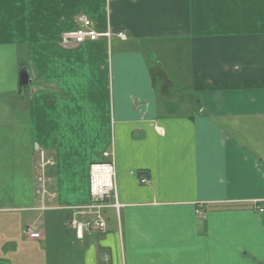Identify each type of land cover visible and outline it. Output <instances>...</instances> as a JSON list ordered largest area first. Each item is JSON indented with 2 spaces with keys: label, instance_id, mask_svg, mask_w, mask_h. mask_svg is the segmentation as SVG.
<instances>
[{
  "label": "crops",
  "instance_id": "0c3cea01",
  "mask_svg": "<svg viewBox=\"0 0 264 264\" xmlns=\"http://www.w3.org/2000/svg\"><path fill=\"white\" fill-rule=\"evenodd\" d=\"M79 17L125 40L61 44ZM37 149L52 209L0 207L42 219L36 264H264V0H0L1 194L29 192ZM105 152L120 208L78 240Z\"/></svg>",
  "mask_w": 264,
  "mask_h": 264
},
{
  "label": "rangeland",
  "instance_id": "374dc122",
  "mask_svg": "<svg viewBox=\"0 0 264 264\" xmlns=\"http://www.w3.org/2000/svg\"><path fill=\"white\" fill-rule=\"evenodd\" d=\"M60 42L61 44H64V45L77 46V45L70 44L68 41H64L62 35L60 37ZM152 56L157 57L156 55H152ZM37 150L39 151V159H38L37 164L43 162L45 166L46 165L48 166L47 169L53 168L54 166L53 158L46 155L43 150H40V149H37ZM40 158L48 159L50 161H46V160L40 161ZM46 163H49V164H46ZM90 166L88 169L89 191H90V168H91ZM47 169L44 170L43 173H41L40 169L38 167L37 168L35 167L34 169L35 174L33 176V179L31 178L29 180L28 185H26V188L29 191L28 193L20 194L16 190L15 191L12 190L10 192L4 191V193L2 194L0 192V207L5 208V209H11V208H15V206H18L20 203L26 204L28 201H30V199L37 198V200H39L40 195L36 194V192L37 190L40 189V185L36 182V177L40 175H44L45 173V178L46 180H49V182H47L46 186L44 185V187L47 190L48 194H46L43 200L40 199L43 203L42 204L39 203V206L36 210L39 212V215H40V213H44L45 210L47 211L49 209H52L49 207L55 201L54 200L55 193L49 190L50 186H52L53 179L50 177L49 178L47 177L46 175ZM14 177L17 180L22 181V178L20 179L16 176ZM23 181H25L24 178H23ZM33 190H34V194L32 193ZM29 193H32V194L29 195ZM115 201L117 202L116 199ZM115 201L112 204H110L109 199H108L107 204L109 205L110 208H113L114 210L117 211L120 208V206L118 209L112 207ZM90 203H91V200L85 206L83 205V206L72 209L73 215H72L71 220L69 221V226L75 232V236L78 240H82L83 235L85 233L90 234L92 232H104L106 229V221H105L103 211L109 207H106L105 209L102 210L101 220L98 221V225L101 227L100 224H103L102 225L103 227L100 228L94 225L96 217L90 211L91 209L87 207L88 205H90ZM5 209H2V210H5ZM6 213L7 214L0 213V259H3L4 261H6L5 263H0V264H36L37 262L41 260L42 254H40L36 249H34L35 247L31 245L29 242H23L22 237L25 236L26 239L32 240V241L41 240L44 235L43 234L44 226H43L42 219L35 217L34 219L28 221L25 227L23 228L22 227L23 225L22 224L19 225L18 223V221H20L21 223V219H22L21 215L19 214L16 215V214L8 213V212ZM86 224H89V227H86L85 226ZM29 229L32 230L31 231L32 235L25 233Z\"/></svg>",
  "mask_w": 264,
  "mask_h": 264
},
{
  "label": "built area",
  "instance_id": "2783aa9c",
  "mask_svg": "<svg viewBox=\"0 0 264 264\" xmlns=\"http://www.w3.org/2000/svg\"><path fill=\"white\" fill-rule=\"evenodd\" d=\"M78 21L80 22V27L62 33V37L64 41H68L70 44L79 45L85 42H94L99 39L105 38L107 41L110 40L112 36H116L119 40H124L125 37L123 33H116L112 34L109 31L105 32H97L92 27V23L86 19L85 17H79ZM104 158V162L96 163L91 165L90 167V200L91 203L87 207H89L91 212L95 215V226H98V221L101 220V213L102 210L106 207H109L107 204L108 199L111 197L115 198V172L113 168V153L112 152H105L102 154ZM50 161L48 159L40 158V161ZM39 161V162H40ZM49 164V163H46ZM39 168L41 173L48 168V166L42 162L36 165V168ZM36 182L40 185V189L37 190L36 194L40 195V199H43L46 194H48L47 190L45 189L44 185L49 182L46 180L45 173L44 175H40L36 177ZM143 182V181H142ZM254 210L260 214L264 215V208L260 206L259 203H252ZM119 204L115 201L112 207L118 209ZM103 227V224H100ZM89 227V224L85 225ZM100 227V228H101ZM32 230L29 229L27 232L32 235ZM33 237V236H32Z\"/></svg>",
  "mask_w": 264,
  "mask_h": 264
},
{
  "label": "water",
  "instance_id": "95a60500",
  "mask_svg": "<svg viewBox=\"0 0 264 264\" xmlns=\"http://www.w3.org/2000/svg\"><path fill=\"white\" fill-rule=\"evenodd\" d=\"M30 81L27 79V73L24 71L19 75V83H18V91H21L23 87H25Z\"/></svg>",
  "mask_w": 264,
  "mask_h": 264
}]
</instances>
